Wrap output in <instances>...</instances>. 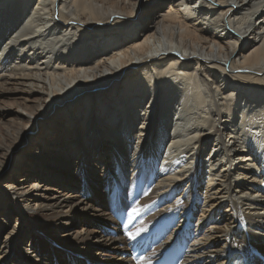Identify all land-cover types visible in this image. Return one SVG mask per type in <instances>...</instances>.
I'll return each mask as SVG.
<instances>
[{"label": "bare ground", "instance_id": "obj_1", "mask_svg": "<svg viewBox=\"0 0 264 264\" xmlns=\"http://www.w3.org/2000/svg\"><path fill=\"white\" fill-rule=\"evenodd\" d=\"M158 230L180 264L264 253V0H0V264Z\"/></svg>", "mask_w": 264, "mask_h": 264}, {"label": "rangeland", "instance_id": "obj_2", "mask_svg": "<svg viewBox=\"0 0 264 264\" xmlns=\"http://www.w3.org/2000/svg\"><path fill=\"white\" fill-rule=\"evenodd\" d=\"M80 191V190H79Z\"/></svg>", "mask_w": 264, "mask_h": 264}]
</instances>
